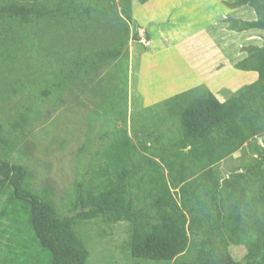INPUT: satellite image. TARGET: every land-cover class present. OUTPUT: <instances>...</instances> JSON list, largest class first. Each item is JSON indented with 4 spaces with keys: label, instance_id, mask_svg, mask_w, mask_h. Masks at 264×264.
<instances>
[{
    "label": "trees",
    "instance_id": "trees-1",
    "mask_svg": "<svg viewBox=\"0 0 264 264\" xmlns=\"http://www.w3.org/2000/svg\"><path fill=\"white\" fill-rule=\"evenodd\" d=\"M223 3L229 8L249 6L256 15L254 20L226 17L229 30L264 31V0ZM132 19V0H0V43L15 25L69 23L70 32L76 33L65 31L68 50L56 45L62 36L56 32L47 55L54 79L46 83L58 87L60 100L71 81L93 76L104 66L107 71L114 68L119 82ZM106 23H114V37L85 40ZM22 37L26 48L35 46L25 33ZM133 38L138 40L137 32ZM46 40L43 35V46ZM242 49L246 55L235 68L256 76L226 99L221 101L201 83L162 100L165 112L154 113L143 124L140 136L135 134L137 144L120 112L115 117L120 124L113 123L96 153L92 176L76 185L71 214L60 213L49 179L36 191L31 169L11 161L16 139L0 121V221L7 220L0 224V264H86L89 253L74 227L77 221L93 219L129 223L132 258L170 264H264V144L256 142L264 136V40ZM47 89L42 94L46 99L51 93ZM122 100L117 87L110 109ZM30 113L26 107L17 111L11 128L23 134ZM245 147L251 157L222 176L218 163ZM232 245L246 248L240 259L231 253Z\"/></svg>",
    "mask_w": 264,
    "mask_h": 264
},
{
    "label": "rangeland",
    "instance_id": "rangeland-1",
    "mask_svg": "<svg viewBox=\"0 0 264 264\" xmlns=\"http://www.w3.org/2000/svg\"><path fill=\"white\" fill-rule=\"evenodd\" d=\"M223 1L150 0L141 4L132 0L133 19L129 25L128 59L120 64L119 82L115 74L112 75L114 68L107 71L108 67L104 66L97 74H91L93 76L71 81L69 87L61 91L60 100L57 98L58 87L46 83V80L54 79V69L47 55L52 53L56 32L62 35L56 45L68 50V44L64 41L67 37L65 31L70 35L76 33L70 32L69 23L15 25L12 32L5 31L2 34L0 121L16 139V150L10 159L31 169L34 174V190H39L43 181L50 180L55 187L53 201L61 214H71L76 185L86 182L92 176L90 169L91 165L97 164L96 153L106 143L113 123L120 124L121 120L115 118L120 112H123L127 121L128 133L137 144V136L142 133L143 124L146 121L149 123L154 113L161 115L165 112L162 100L203 83L222 101L254 80L255 72L241 71L234 65L240 57L245 56L243 46L262 44L264 31H229L224 21L226 17L254 20L256 15L249 6L229 8ZM146 23H163L157 30L150 32L148 46L138 44L144 36L136 41L132 39V35L137 32L136 24ZM194 23L208 25L207 31L205 26L201 27H205L208 36H213L215 45H202L197 60L211 66L210 72L197 67L195 61L193 70L187 65L189 60L184 55L180 59L174 50V37L186 34L191 27L194 28ZM113 25L106 23L100 26L94 37L86 33L85 40L102 42L114 37ZM57 28L60 32L56 31ZM159 29L168 38L156 37ZM24 33L35 45L31 49L25 47L22 37ZM43 35L48 39L44 46ZM216 48L225 49V53L231 52V57H226L223 62V53L217 51L216 55ZM187 56L191 58L192 55L188 52ZM220 68L225 70L217 75L215 70ZM117 87L126 100L115 102L112 110L109 102ZM47 88H50L51 93L46 99L42 94L49 90ZM25 107L31 108V113L25 132L21 134L11 128V122L16 112L23 111ZM256 142L263 145L264 136L258 137ZM249 157L251 153L245 147L220 161L218 168L222 176L228 177L233 167ZM0 222L6 224L7 220ZM74 228L89 253L86 264H170V261L132 258L129 251L131 225L127 222L107 224L93 219L77 221ZM1 229L0 238L3 241ZM230 251L235 258L240 259L246 248L232 245Z\"/></svg>",
    "mask_w": 264,
    "mask_h": 264
},
{
    "label": "crops",
    "instance_id": "crops-1",
    "mask_svg": "<svg viewBox=\"0 0 264 264\" xmlns=\"http://www.w3.org/2000/svg\"><path fill=\"white\" fill-rule=\"evenodd\" d=\"M187 23H191V22H187ZM161 24H163V23H146L145 25L136 24L138 39L142 36H145V38L149 40L150 32L152 33L155 30H157L158 26ZM201 26H205L206 31H207L208 25H206V24L201 25V24L194 23V28L191 27L190 30L182 36H175L174 37L175 39L172 42L175 44L174 50H176L175 52L178 54L177 56L180 59H182L181 55H184V57L189 60L187 65L190 68H192L194 70V61H195L197 63V67L205 68L207 70V72H210V70L212 69L211 66L207 65L206 63H199L197 61V60H199L198 59V50L202 45L208 46V44H210L211 47H213V44L215 45L214 40H213V36L212 35L208 36L205 33V29H204L205 27H201ZM232 32H234V31H232ZM142 33H145V35ZM238 33H240V32H238ZM158 36L163 37V38H168V36L165 35V33L163 32L162 29H159L157 31L156 37H158ZM149 42H150V40H149ZM138 44H142V43L138 42ZM142 45H144V44H142ZM187 51L189 52L190 55H192L191 58L187 56V54H188ZM217 51L223 53V56H224L223 62L226 61V57L228 59H229V57H231V52L225 53L226 52L225 49L220 50V49L216 48V52H215L216 55H218ZM245 55H246V53H245ZM193 57H194V59H193ZM244 57L245 56L240 57V59H242ZM222 68L215 70V73H217V75H218L219 72L225 70ZM168 76H169V74H168ZM167 81H168V79H167ZM207 84H209V80H208Z\"/></svg>",
    "mask_w": 264,
    "mask_h": 264
},
{
    "label": "built area",
    "instance_id": "built-area-1",
    "mask_svg": "<svg viewBox=\"0 0 264 264\" xmlns=\"http://www.w3.org/2000/svg\"><path fill=\"white\" fill-rule=\"evenodd\" d=\"M141 41L145 43H143L144 45H149V41L147 39H142Z\"/></svg>",
    "mask_w": 264,
    "mask_h": 264
},
{
    "label": "clouds",
    "instance_id": "clouds-1",
    "mask_svg": "<svg viewBox=\"0 0 264 264\" xmlns=\"http://www.w3.org/2000/svg\"><path fill=\"white\" fill-rule=\"evenodd\" d=\"M142 39H146L145 38V36L144 37H142L141 39H140V42L143 44V42L141 41ZM148 40V39H147ZM149 41V40H148ZM146 46V45H145ZM148 46V45H147Z\"/></svg>",
    "mask_w": 264,
    "mask_h": 264
}]
</instances>
